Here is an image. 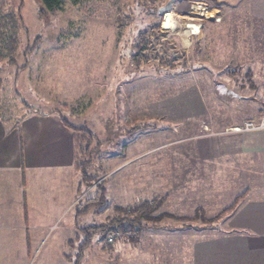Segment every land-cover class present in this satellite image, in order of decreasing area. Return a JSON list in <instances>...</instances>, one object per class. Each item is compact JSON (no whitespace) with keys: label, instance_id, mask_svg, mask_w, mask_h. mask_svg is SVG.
Wrapping results in <instances>:
<instances>
[{"label":"rangeland","instance_id":"374dc122","mask_svg":"<svg viewBox=\"0 0 264 264\" xmlns=\"http://www.w3.org/2000/svg\"><path fill=\"white\" fill-rule=\"evenodd\" d=\"M1 1L25 29L18 32L16 64L0 60V133H9L12 145L26 111L50 109L93 133L84 157L76 146L78 159L89 155L94 181L77 192L74 208L87 197L98 200L101 189L105 202L78 216L82 229L72 260L87 233L90 244L79 264H150V258L165 264L150 251L168 244L167 233L173 241L179 229L189 238L194 229L218 226L245 191L228 186L235 181L227 178L226 149L214 158L209 143L228 139L221 135L251 120L240 121L248 111L264 115V61L247 62L260 78H252L256 88L228 89L229 71L238 69L239 88L244 77L242 59L229 56L227 0H175L164 14L157 9L168 0H63L61 10L45 15L38 0ZM144 200L157 203L152 220L138 235L137 228L110 235L111 246L103 247L95 226ZM56 233L45 237L29 264L39 263ZM168 246L179 257L183 248Z\"/></svg>","mask_w":264,"mask_h":264},{"label":"crops","instance_id":"0c3cea01","mask_svg":"<svg viewBox=\"0 0 264 264\" xmlns=\"http://www.w3.org/2000/svg\"><path fill=\"white\" fill-rule=\"evenodd\" d=\"M226 2L232 27L229 56L232 62L242 59L244 77L239 88L235 79L238 69L229 71L232 82H228V89H242L245 94L249 87L256 88L252 78L260 79L254 64L247 62L264 61V0ZM236 96L237 93L232 98L237 99ZM28 112L18 122L19 131L12 137V145L5 140L9 133H0V264H29L45 237L56 231L50 244L44 245L47 247L39 255L38 264H73L72 242L80 228L74 208L80 182L75 134L62 124V119L71 123L59 117L57 110L33 111L32 115ZM256 117L257 111H248L240 121ZM73 126L90 130L84 122ZM225 135L226 140H212L208 152L218 158L226 149L227 178L235 181L228 186L237 185L238 191H245L244 195L225 219L209 231L194 229L196 232L188 238L185 230L179 229L173 241L167 233L168 244L178 247L180 242L178 248L183 250L178 257L163 241L165 248L161 245L150 251L162 256L165 264H264V130L221 136ZM229 156L242 161L233 163ZM10 158L16 161L13 167ZM59 219L61 222L57 223Z\"/></svg>","mask_w":264,"mask_h":264},{"label":"trees","instance_id":"16d2710c","mask_svg":"<svg viewBox=\"0 0 264 264\" xmlns=\"http://www.w3.org/2000/svg\"><path fill=\"white\" fill-rule=\"evenodd\" d=\"M39 1V8L38 12L41 15H45L47 13H53L56 11L61 10L63 0H38ZM73 3L78 2L79 0H71ZM24 28L22 19L20 15H16L14 12H4L3 11V3L0 0V60H5L11 65L16 64V52L18 49V32L20 28ZM26 32V31H25ZM36 44V43H35ZM33 49V48H32ZM62 124L67 127L68 129L72 130L75 134V141L77 148L79 147V154L84 157L85 154H87V150H89V138L93 134L87 127L80 126L76 127L71 124H69L65 120H61ZM87 139V145L83 148L82 144L84 140ZM88 147V148H87ZM83 148V149H82ZM85 151V152H84ZM92 150L88 152V154H91ZM90 165V158L89 155L84 160H80L77 158L76 155V169L80 173V182L78 185V193L82 189V187H88L93 183L92 177L87 172V166ZM101 195H99V199L96 201L91 200V197H87L85 200L86 203L82 206L78 205L75 208L76 216H81L82 214H85L90 207H97L101 204H104L105 202V191L101 189ZM241 196H237V199H240ZM236 200H234L233 204H236ZM231 205V206H232ZM227 208L226 210L230 209ZM98 208V207H97ZM157 208V203L155 201H141L137 203L136 205H133V207L125 209L123 207H120L116 210H118V217L111 218L110 221L106 222L105 224H99V226H95L98 234L100 235L99 238H102L103 247H110L111 244L108 242L109 236H116L117 233H123L126 231V229H136L135 235H138L140 230L143 229L147 224L144 222L151 221L152 217V211ZM233 208V207H232ZM82 228H79V230ZM82 233H85L86 231L81 230ZM77 237V235H76ZM115 237H113L112 240H114ZM137 236L132 238V242H135ZM91 235H87L83 239V241H79V244L77 246V252L75 254V260L73 261V264H79L80 260L83 257V251L87 246L90 244ZM81 242V243H80Z\"/></svg>","mask_w":264,"mask_h":264},{"label":"built area","instance_id":"2783aa9c","mask_svg":"<svg viewBox=\"0 0 264 264\" xmlns=\"http://www.w3.org/2000/svg\"><path fill=\"white\" fill-rule=\"evenodd\" d=\"M200 4L201 3H199V6ZM201 9H206V6ZM261 130H264V115H261L256 119L247 120L238 126H234L230 128L229 132H252Z\"/></svg>","mask_w":264,"mask_h":264},{"label":"water","instance_id":"95a60500","mask_svg":"<svg viewBox=\"0 0 264 264\" xmlns=\"http://www.w3.org/2000/svg\"><path fill=\"white\" fill-rule=\"evenodd\" d=\"M174 1L175 0H168L164 5H162L161 7H159L157 9V13L158 14H164V13L170 11Z\"/></svg>","mask_w":264,"mask_h":264}]
</instances>
